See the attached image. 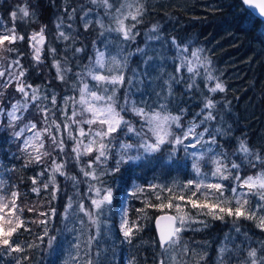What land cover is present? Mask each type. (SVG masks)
Segmentation results:
<instances>
[{"label": "snow or ice", "instance_id": "1", "mask_svg": "<svg viewBox=\"0 0 264 264\" xmlns=\"http://www.w3.org/2000/svg\"><path fill=\"white\" fill-rule=\"evenodd\" d=\"M92 3L103 7L106 14L116 13L113 19L117 27L109 29L110 31L121 33L125 41L135 39L137 33L134 29L143 15L142 6L136 8L135 15H132L131 12L125 15L123 11L125 6L115 7L114 0H92ZM238 3L242 9L238 16V22L241 25L251 27L257 23L264 24V0H238ZM18 11L22 14L21 19L35 14L30 13L27 7H21ZM72 12L75 13L76 9H72ZM90 12L91 9L84 14L85 19ZM10 15L15 20L17 11H12ZM129 17L133 21L131 26L125 23ZM91 23V21L86 22L83 25L84 29L87 30ZM95 23L99 24L101 28L105 27L103 20H97ZM62 24L63 21L57 24V28L59 29ZM0 27L3 26L0 25ZM68 27L70 28L71 25ZM45 31L46 27H41L38 32H34L28 38L33 60L37 65H43L42 53ZM158 31L159 25H153V33ZM58 38L65 41L70 39L63 31L59 32ZM153 38L160 39L158 35L148 37V39ZM25 39L26 36L18 34L15 27L0 32V51H15L17 55V59L13 61L12 65L0 71V77H6L0 86L5 88L14 86L15 92L23 98V102L17 100L15 103H11L12 98L9 96L6 102L4 94L0 93V116L3 117L0 120V132H9L10 130L11 138L20 142L17 145L19 151L28 156V163L44 164L45 158L51 159L52 176L47 183L43 184L45 190L50 185L54 186L51 200L57 199L59 192L56 174L65 175V166L74 160L75 164L79 165V172L84 177L82 182L87 185L86 195L90 201V208H86L83 199H81L77 204V209L87 216L92 225L96 226L98 233L99 217L113 201V191L111 187L106 186V177L120 173L123 165H132L136 161L148 158L156 159L155 154L157 153L168 152V159L171 161L180 151L184 152L185 157H191V167L195 174L204 176L200 164L204 157L211 153L217 157L211 160L214 165L211 176L219 182H205L206 178L199 181L189 180L182 187H194L196 191H193L191 196L175 195L168 200L167 207L170 209L174 207L177 214L165 217L168 225L160 231L158 246L167 251L169 248L183 244L182 233L185 231L189 229L198 231L199 229L195 227L196 224L207 227L205 221L194 220L188 212H185L179 201H186L191 204L193 209H199L200 213L210 215L214 219L224 220L225 217H233L234 221L241 219L257 221L256 227L264 232V149L256 152L249 148L245 141L241 140L236 153L242 155V163L238 164L234 161L225 163V160L220 158L223 153L215 151L216 148L220 147L217 142L218 135L222 136L225 133L219 128L215 129L214 133L205 126L208 122L216 119L211 111L207 115H204L202 111L197 114L195 119L185 125L182 120L184 110H178V114L173 115L167 111L164 104L151 105L143 99L140 101L134 99L136 95L141 97L145 95L138 85L147 89L153 83V79L160 81L161 92L155 93L158 99L165 87L170 96L172 85L182 82L178 74L184 67L187 68L188 73L197 74V70L188 66L186 59L181 57V62L174 66V73L177 75H169L168 80L163 81V75H168L166 72L153 78L152 73L148 71L149 68H152L154 72L157 71L152 65L151 57L144 61L146 67L143 70H137L128 67L127 57L121 59L118 56H112L106 60L105 51L97 49L93 67L89 69L87 74L94 83L90 85L83 77L78 76L79 85H73L74 91L78 88V98L75 95H59L58 97L55 92L45 93L40 85L33 87L31 83L27 82V69H24L23 65L20 64V58L25 53L15 48L18 41ZM173 43L175 44V41ZM176 47L179 53H184L185 49L179 48V45ZM73 51L81 52L83 49L75 48ZM136 51L146 55L142 48L137 47ZM49 52L53 55L52 67L56 70L55 79L61 83H66V73L70 72L71 69L62 66V62L55 59L57 52L55 48L49 49ZM192 55L195 56L197 53H192ZM13 67L18 68L19 71L13 72L11 70ZM125 69L131 72L130 78L126 75ZM206 78L209 81L214 80L210 71L206 72ZM125 85L129 87L123 91V104H120L117 91L124 89ZM47 87H51V85L48 84ZM188 87L191 89L196 85L190 83ZM210 91L213 93L223 92L225 88L222 83L216 82ZM42 100L48 101L51 107H41L40 101ZM30 104L33 105L38 115L29 112ZM204 108H215L213 100L207 99ZM19 112H29V115H32L36 122H25L26 117L18 115ZM128 114L138 118L139 127H136L131 120L125 119ZM201 116L202 119H200ZM41 121L46 126L38 128ZM28 132H31L32 135H25ZM120 134L127 136L128 140H133V137L135 139L133 142L121 141L118 139ZM205 134H207V139H205ZM45 138L50 141L51 151L45 150ZM69 142L73 144L71 148H68ZM197 148L200 149L199 153L195 151ZM189 149H194V151L189 152ZM54 154L62 157L60 163L56 162ZM85 158H87L86 162ZM110 161L112 162L111 165H109ZM244 163L254 170L259 165L260 170L256 171L255 175H241ZM40 175L43 176L45 173L42 172ZM71 179L74 184L81 183L75 176ZM229 180L235 183L226 186L223 182ZM33 184H36L35 178H33ZM148 187L153 191L167 192L169 196H172V189L167 186L152 184ZM226 187L232 194L231 199L225 196ZM32 191L38 194L40 188L33 187ZM143 191L144 189L138 188L131 195L136 196L137 193ZM197 192H200L204 197L203 202L193 199L197 196ZM19 199L18 191L8 192L5 190L4 194H0V253L12 255V264H29L31 257L26 255L29 250L43 247L55 253L60 247L59 234L64 230H75L68 229L67 223L64 224L63 229L52 227L53 220L57 216H60L62 221H69L70 216L75 214L69 211L73 208L74 198L68 197L63 213H58L57 209L52 207L48 212L39 213V217L43 218L32 221L21 219L25 209L17 203ZM156 199L160 200L161 196L157 195ZM159 206L163 208L164 204ZM26 210L28 212L35 211L31 207ZM29 223L36 226L39 230L38 234L30 242H21L19 240L21 230L29 234L33 232L31 227H26ZM79 224L84 225L82 218L79 220ZM80 230L82 232L83 227ZM120 231L124 240L131 242L133 229L129 227V221L126 218L121 221ZM234 231L240 233L241 229L234 227ZM244 236L245 241H248L247 233H244ZM225 239L229 240L230 237L226 235ZM95 240V236H89L85 243L90 248ZM259 243L258 248L252 247L251 244L248 245L246 255L243 257V264H264V242ZM79 246V241H77L74 247L78 249ZM183 251L185 255H188L192 249L183 245ZM236 251L242 250L237 248ZM232 252L233 250L229 249L227 245H222L219 249V264H231ZM17 253L20 255L16 256ZM72 262L78 264V258L73 257ZM64 264H68V262L65 261ZM87 264H93L91 258L87 260ZM158 264H168V261L161 258Z\"/></svg>", "mask_w": 264, "mask_h": 264}, {"label": "trees", "instance_id": "2", "mask_svg": "<svg viewBox=\"0 0 264 264\" xmlns=\"http://www.w3.org/2000/svg\"><path fill=\"white\" fill-rule=\"evenodd\" d=\"M138 6L143 7V15L135 26L134 31L137 33L135 39L143 40L150 35H158L162 39L165 54L162 74L165 72L168 74L163 75V80L167 81L169 75H177L174 73V66L181 62V57L188 61V66L197 70V74L188 73L184 67L178 74L182 82L172 85L170 96L166 88L161 104L166 106L167 111L175 115L178 114V110H184L182 117L184 123L192 121L202 111L204 115L211 111L216 119L205 126L214 133L217 128L225 133L222 136L217 134L220 147L215 149L217 153H223L220 158H223L225 163L233 161L242 163V155L236 153L241 140L256 152L264 149V24L257 23L251 27L241 25L238 16L242 9L238 0H139ZM21 7H27L30 13L35 14L21 19L22 14L18 11ZM99 7L93 4L92 0H0V25L3 26L0 27V32L15 27L18 34L27 37L32 32H38L41 27H46L43 65L35 64L26 39L15 44V48L25 53L20 58V64L27 69L28 83L40 85L42 88L55 81L53 55L49 52L52 48L57 50L55 59H61L64 63L66 61L65 66L71 69L72 74L81 73L96 46L95 38L98 31L94 25L85 30L80 14L88 8ZM72 9H76V12L73 13ZM12 11H17L15 20L10 15ZM61 21L68 26L71 25L68 27L70 37L68 41L55 38V24ZM132 23L130 20L129 26ZM153 25H159L157 33H153ZM176 45L185 49L184 53H179ZM75 48H82L83 51L74 52ZM192 53L197 55L194 56ZM141 55L138 53L139 58ZM133 58L132 55L128 62L129 68L138 63ZM16 59L15 51H0L2 70L12 65ZM11 70L19 71L16 67ZM208 71L214 80L209 81L206 78ZM125 73L127 75V69ZM2 82L0 79V85ZM216 82L222 83L225 91L211 92L210 88L214 87ZM190 83H195L196 87L190 89L188 87ZM0 93L4 94L6 102L9 96L12 98L11 103L17 100L23 102L20 94L15 92L14 86L7 88L0 86ZM207 99L213 100L215 108H204ZM29 112L36 113L32 104L29 105ZM29 112H23L22 116L26 117V120ZM202 118L201 116L200 119ZM2 119L1 116L0 120ZM125 119L131 120L132 123L137 120L131 114L126 115ZM122 136L126 137L124 134L119 135ZM45 141H48L45 143V150L51 151L50 141L47 138ZM18 144L19 141L11 138L10 130L0 132V194H4L5 190L19 192L20 199L17 203L25 209L21 216L25 221L43 218L39 217V213L48 212L52 207L58 212L64 203V193L60 188L58 175L56 174V184L59 186L57 199L51 200L53 185L47 190L43 188V184L52 176L51 159L45 158L44 164L28 163V156L19 151ZM191 151L189 149V152ZM155 156L156 159L148 158L136 161L132 165H123L120 173L109 176L108 185L113 191L112 204L108 205L111 218L124 202V218L129 221L133 234L131 242H128L124 240L120 229L114 227L112 240L105 249L109 256L104 261L92 258L93 264H158L161 248L154 234L153 216L161 211L175 213L174 207L171 209L167 207L168 200L175 195L191 196L192 192L196 191L195 188L182 187L189 180L199 181L206 178L205 182H219L211 176L214 169L211 153L205 156L200 164L204 176L195 174L191 167V157H185L183 151L178 152L171 161L168 159V152L157 153ZM54 157L57 163L62 158L55 154ZM111 163L110 161L109 165ZM259 170V165L254 170L244 163L241 175L246 171L254 174ZM172 171L181 180L186 179L180 188H176L174 183L172 186L165 185L172 189V196L148 187L156 185L155 181L160 178L158 173L169 177ZM42 172L45 175H40ZM33 178L36 179L35 185ZM134 180L136 185L132 187ZM223 183L226 186L231 185V180ZM33 187L40 188V192L38 194L33 192ZM138 188L144 191L137 193L136 196L131 195ZM157 195L161 196L160 200L156 199ZM225 196L231 199L227 187ZM193 199L203 202L204 197L197 192ZM179 203L185 212L201 217L207 224V227L197 228L198 231L189 229L182 233V238L194 243V246L190 247L193 250L188 264H213V250L217 237L222 229L233 224L229 221H233L234 218L214 219L210 215L200 213L199 209H193L186 201ZM160 204H164V207L161 208ZM30 207L35 211L28 212L26 209ZM26 227H31L33 232L29 234L21 230L19 233L21 242L32 241L39 231L30 223ZM38 251L29 250L26 253L31 257L29 264H41ZM0 264H12V255L0 253Z\"/></svg>", "mask_w": 264, "mask_h": 264}, {"label": "rangeland", "instance_id": "3", "mask_svg": "<svg viewBox=\"0 0 264 264\" xmlns=\"http://www.w3.org/2000/svg\"><path fill=\"white\" fill-rule=\"evenodd\" d=\"M115 7L119 8L121 5H124V13L125 15H128L129 12H131L132 15H135L136 8L138 7L139 0H114ZM129 6H131L129 8ZM91 9L90 14L88 15L87 19L84 18V14L86 12H89ZM116 16V13H110L106 14L105 9L103 7L99 8H88L84 10L81 14V21L83 22V25L91 21V25H94L97 28L98 34L95 38V47L93 48V53L88 59V63L86 64L85 68L81 71V73L72 74L71 72L66 73V83H61L59 80H56L49 83L51 87H42L43 92L50 93L55 92L58 97L59 95L64 96H73L75 95L78 98V88L76 91L73 90V85H79V80L77 77H83L90 85L94 82L91 81L90 77H88V71L93 67L94 60H95V54L97 49L105 51L106 54V60L110 59L112 56H118V58L127 57L128 62L130 61V57L133 55L135 60H137L138 52L136 51L137 47L142 48L145 50L146 55H141L140 58L138 57L139 61L137 64L132 65L131 69H137V70H143L146 65L144 64V61L147 60L149 57L152 58V65L154 68H156L157 71H152V68H149L148 71L152 73V77L156 78L159 75H162V70L164 67V61H165V54H164V47L162 39H148L149 36L145 37L143 40L134 39L125 41L123 39V36L121 33L110 31L109 29L116 28V22L113 19V17ZM97 20H103V23L105 25L104 28H101L99 24L95 23ZM130 17L129 19L125 20V23L127 25L130 24ZM57 24H55L54 32H55V38L58 40H63L62 38H58V34L60 31H63L66 35L69 34L68 25L63 23L62 26L58 29ZM34 32L30 33L27 37V43L30 45L29 37ZM155 36V35H154ZM133 58V59H134ZM62 62V66H65V63ZM67 68V67H66ZM3 66L0 64V71H2ZM55 70V68H54ZM125 71V70H124ZM56 73V70H55ZM56 76V75H55ZM127 76L131 77V72L127 73ZM1 82L6 79V77H0ZM164 81V80H163ZM160 81L158 79H153V83L151 86L147 89H145L143 86L138 85L140 87V90L145 93L143 97L140 95H136L134 99L137 101H140L141 99L147 101L148 104L151 105H158L161 104V100L163 99L166 87L164 91L161 93V97L158 99L155 93L161 92V88L159 86ZM35 87V85H33ZM129 86L125 85L124 89L117 91V96L119 97L118 102L120 104H123V91H126ZM151 93V95H149ZM15 103V102H14ZM41 107H51L50 103L46 100L40 101ZM18 115H23V112L17 113ZM1 117V116H0ZM135 123H133L136 127H139L138 118ZM27 121L35 122L32 115L27 116ZM191 120L187 121L185 125H187ZM22 126V125H21ZM45 127L43 125V122H40L38 124V128ZM75 131V129H74ZM25 135L31 136L32 133L28 132ZM66 138V133H65ZM121 141H127V142H133L135 139L133 137V140H128V137H118ZM45 143H48V141H45ZM115 143V142H114ZM22 146V144H21ZM73 144L69 142L68 148H71ZM194 151V149H191ZM199 153L200 149H195ZM216 156H213V159H216ZM62 159V158H61ZM85 158V162H86ZM164 159V158H163ZM61 160L59 161V163ZM170 169V167H168ZM65 175H58L59 181H60V188L64 193V203L62 204L61 208L58 210V213H63L64 207L67 204L68 197H73V208L70 209V213H75L74 215L70 216L69 221H62V218L60 216H57L55 220H53L52 227L55 228H64V224L67 223L68 229H75L74 231H67L64 230L62 233L59 234L60 239V247L59 250L55 253L50 252V250L46 248H40L38 249L41 264H64L65 261L68 262V264H73L72 258L77 257L78 258V264H87V260L89 258H95L100 259L104 261L109 255L106 252V247L108 246V243L112 240V231L113 228H119L122 219L124 218V202H122L117 211L113 213L114 217L111 218L109 208L108 206L105 208L104 213L99 217L100 224H99V232L96 231V226L92 225L89 221L87 216H85L83 213H80L77 209L78 202L83 199L85 207L90 208V201L87 198V185L83 183L84 177L82 173L79 172V165L75 164V161L72 160L69 164H67L64 168ZM173 172V171H172ZM170 174L169 177H166L162 174L158 175L160 176L159 179L155 181L156 185L158 186H172L174 183L176 188H180L183 184V181L186 182V179H180L178 175L173 172ZM243 175H255L252 174L250 171L244 172ZM75 176L77 180L81 181L79 184H74L71 177ZM108 177H106V186L108 185ZM234 181H231V184H234ZM132 187L136 185V181H132ZM232 195V194H231ZM124 201V200H123ZM176 214V210L174 211ZM189 215L193 217L194 220H203L201 217L196 216L195 214H192L188 212ZM84 220V225L81 226L79 224L80 219ZM204 221V220H203ZM233 224L227 225L224 229H222L219 233V236L217 237V240L214 245L213 250V264H219L218 257L220 255L219 249L222 245H227L229 249H232V259L231 264H243V257L246 255L248 245L251 244L252 247H259L260 243L262 242V234L261 229L256 227L257 221L253 220H245L241 219L239 221H232ZM202 224H196L195 227L199 228L202 227ZM81 227H83V231L81 232ZM234 227H239L241 229L240 233H237L234 231ZM244 233H247L248 241H245ZM229 236L230 239L226 240L225 236ZM89 236H95L96 240L93 241L91 247L89 248L86 245V241ZM79 241V248H75L74 245L76 242ZM98 241V243H97ZM183 244L177 245L174 248H169L167 251L164 249H160L161 258L168 261V264H188L189 257L192 253H189L188 255L184 254L183 251V245H186L188 248H192L194 246L193 242H188L185 240V238H182ZM255 242V243H252ZM239 248L242 251L237 252L236 249ZM193 250V249H192ZM91 254V255H90ZM159 259V260H160Z\"/></svg>", "mask_w": 264, "mask_h": 264}, {"label": "water", "instance_id": "4", "mask_svg": "<svg viewBox=\"0 0 264 264\" xmlns=\"http://www.w3.org/2000/svg\"><path fill=\"white\" fill-rule=\"evenodd\" d=\"M175 213L169 212V211H161L157 212L153 218H152V226L154 229L155 237L158 241L160 231L164 229L168 225L167 219L165 217L167 216H173ZM262 242H264V232L262 234Z\"/></svg>", "mask_w": 264, "mask_h": 264}]
</instances>
